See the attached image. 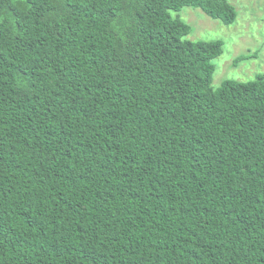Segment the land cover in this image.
Masks as SVG:
<instances>
[{
    "label": "trees",
    "instance_id": "trees-1",
    "mask_svg": "<svg viewBox=\"0 0 264 264\" xmlns=\"http://www.w3.org/2000/svg\"><path fill=\"white\" fill-rule=\"evenodd\" d=\"M230 0H0V264H264V75L213 87Z\"/></svg>",
    "mask_w": 264,
    "mask_h": 264
},
{
    "label": "rangeland",
    "instance_id": "rangeland-1",
    "mask_svg": "<svg viewBox=\"0 0 264 264\" xmlns=\"http://www.w3.org/2000/svg\"><path fill=\"white\" fill-rule=\"evenodd\" d=\"M238 18L226 25L211 18L201 8L184 7L171 11L192 27L186 39L224 42V52L214 59L213 87L218 89L228 79L241 82L257 80L264 75V0H230Z\"/></svg>",
    "mask_w": 264,
    "mask_h": 264
}]
</instances>
